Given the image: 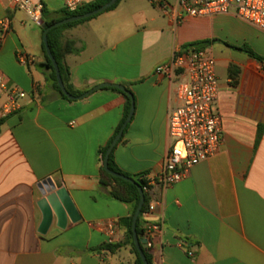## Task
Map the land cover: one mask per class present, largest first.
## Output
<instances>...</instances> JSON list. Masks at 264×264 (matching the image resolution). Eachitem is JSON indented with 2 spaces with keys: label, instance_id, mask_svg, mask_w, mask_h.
<instances>
[{
  "label": "crops",
  "instance_id": "1",
  "mask_svg": "<svg viewBox=\"0 0 264 264\" xmlns=\"http://www.w3.org/2000/svg\"><path fill=\"white\" fill-rule=\"evenodd\" d=\"M41 1L46 23L62 0ZM115 14L107 11L66 29L60 41L73 49L64 65L74 91L109 83L132 94L133 115L113 152L117 167L130 175L158 173L169 147L168 115L179 103L176 82L155 68L176 48L215 41L206 49L219 84L221 146L183 181L156 191L162 206L143 218L161 227L147 249L151 264H264V62L235 49L248 46L264 58V31L233 12L176 24L155 9L133 19L132 27ZM3 18L11 26L0 44V77L25 98L0 126V264H134L119 224L129 207L99 184L98 151L121 123L124 96L102 88L80 100L60 99L42 67L41 27L0 0ZM228 22L237 33L215 50L218 28ZM18 54L33 61L22 65ZM47 179L65 189L79 220L67 218L61 228L54 217L42 234L37 203ZM107 223L114 224L110 245L119 247L91 252L109 245L101 228Z\"/></svg>",
  "mask_w": 264,
  "mask_h": 264
},
{
  "label": "built area",
  "instance_id": "2",
  "mask_svg": "<svg viewBox=\"0 0 264 264\" xmlns=\"http://www.w3.org/2000/svg\"><path fill=\"white\" fill-rule=\"evenodd\" d=\"M15 11L23 13L31 23L42 19L41 0H1ZM96 0H62V9L73 13ZM163 16L176 24L188 18H211L233 12L244 23L264 31V0H147ZM10 20H0V44L10 30ZM18 63L26 65L33 58L18 54ZM155 73L176 82L178 105L168 115V151L156 174L145 176L142 188L149 201L143 218L162 206L156 191H165L187 178L190 170L200 162L214 157L221 146V119L216 109L218 79L215 60L206 48L173 50L171 58L159 64ZM25 93L0 77V118L17 114ZM100 227V226H99ZM112 242L114 224L101 228ZM161 231L160 225L143 220V239L146 249L152 247V238ZM182 247V245H181ZM189 257L193 254L187 252Z\"/></svg>",
  "mask_w": 264,
  "mask_h": 264
},
{
  "label": "trees",
  "instance_id": "3",
  "mask_svg": "<svg viewBox=\"0 0 264 264\" xmlns=\"http://www.w3.org/2000/svg\"><path fill=\"white\" fill-rule=\"evenodd\" d=\"M109 1L110 0H96V1L90 2V3L80 7L77 11H75L73 13H69V12H66V11L61 9L60 11H58L56 13V17L52 20L47 21L46 24L50 25L52 23H55V22L76 16V15H81V14L93 11L95 9H98L102 5L108 3ZM118 2H119V0H117L116 3L112 7H110L107 11H110L113 8H115L116 5L118 4ZM107 11H105V12H107ZM45 14H46V9L44 7L41 20H43ZM92 18H94V17H92ZM92 18L60 26L58 28L51 30L47 34L48 45L50 47V50H51V53H52L54 59L56 60V62L58 64L60 76H61L62 82L64 84V87H65L66 91L71 96H74V97L81 95L82 92L74 91L72 89V87L69 85V71H68L67 67L64 65V56L68 53H71L73 51V49L71 48V43L70 44L61 43L60 34L64 28H67V27L73 26V25H77L79 23L85 22V21L90 20ZM40 30H41V32H43L42 28H40ZM212 42H215V41L214 40H212V41H200V42L198 41L197 43L195 42V44L188 43V44L183 45L181 47V49L183 51H185L188 49L206 48ZM235 49L243 52L248 57H250V58H252L258 62H264V58L257 56L255 53H253L251 51V49L248 46H243V47L235 48ZM42 50H43V56H44V63L42 65V67H43L44 72H45L46 81H47L49 87L51 88V90L54 93H56V95L60 99L67 101V98L61 93L60 89L58 88L55 73H54V70L52 67V63H51L50 59L47 57L45 50H44V47ZM111 90L123 95L126 102H125V106H124V110H123V117H122L121 123L116 128L115 132L113 133L112 137L107 142V144L104 147L100 148L98 151V154L100 157V163H101V166L99 167V184L102 187L109 188V190H110L109 191V197L111 199L118 201L120 203H123L129 207V215L125 218L119 219V224L123 228V230L125 231V245L129 246L131 253L135 257L134 264H142V261H141L139 255L135 249V246L133 244L132 232H131L132 217H133L134 212H135V210L138 206V203H139L138 189H137L135 184H131V183L125 182L121 179L114 178L111 175L107 174L102 168V162H103L104 156L106 154L107 148L109 147L110 143L112 142V140L114 139V137L118 133L119 129L121 128L122 124L124 123L125 119L128 116V113L130 111V100L128 99V97H126L121 91H118L116 89H111ZM3 122H4V119H0V126L3 124ZM125 130L123 131V133L125 132ZM120 141H121V139L119 140V142ZM114 149L112 150V152L108 158V168L114 173H118V174H121L125 177L132 179L135 183L140 185L141 188H143L146 185V180H145L146 175L145 174L130 175V174L122 172L117 167V165L114 161V156H113ZM148 201H149L148 197L145 196L144 205L142 207V210L140 212V215H139L137 223H136V234H137V237L139 239H143V214L146 211ZM118 247H119L118 245H110L109 244V245H104V246L100 247L99 249L91 250V252L100 251V250H107V251L113 252ZM144 255H145V258H146L148 264H151V257L149 255L147 249L144 250Z\"/></svg>",
  "mask_w": 264,
  "mask_h": 264
},
{
  "label": "water",
  "instance_id": "4",
  "mask_svg": "<svg viewBox=\"0 0 264 264\" xmlns=\"http://www.w3.org/2000/svg\"><path fill=\"white\" fill-rule=\"evenodd\" d=\"M117 0H110L108 3L102 5L98 9H95L93 11L81 14V15H76L55 23H52L50 25H47L43 20H41L38 25L43 29L42 32V43L43 47L45 50V53L47 57L50 59L52 63V67L55 73L56 77V82L58 85V88L60 89L61 93L68 99V100H80L88 96L89 94L100 90L102 88H112L116 89L118 91H121L128 99L130 100V111L128 113L127 118L125 119L124 123L122 124L121 128L119 129L118 133L110 143L109 147L107 148L106 154L104 156L103 162H102V168L103 170L111 175L114 178L121 179L125 182L135 184L137 189H138V194H139V203L138 206L134 212V215L132 217V222H131V232H132V240L133 244L135 246V249L142 261V264H148L145 255H144V250L146 249V240L145 239H139L136 234V223L138 220V217L140 215V212L142 210V207L144 205L145 201V196L142 191V188L140 185L135 183L132 179L125 177L121 174L114 173L108 168V158L109 155L111 154L112 150L115 148L119 140L121 139L123 135V131L126 127V125L130 122L131 117L133 115L134 111V101L132 94L122 85L119 84H109V83H104L97 85L93 87L91 90L83 93L82 95L78 97L71 96L65 89L64 84L62 82L61 76H60V71L58 64L56 60L54 59L50 47L48 45L47 41V34L60 26L69 24V23H74V22H79L82 20H86L92 17H95L101 13H104L107 11L110 7H112ZM40 193L42 196V199L37 203L38 208L41 211L42 214V223L40 226V233H44L45 230L50 226L53 218L55 217L57 220V225L61 228L64 227L66 219L69 218L72 223H75L79 220V218L76 215L75 209L73 205L71 204V201L69 200L68 194L65 191V189H56L54 184L51 182L50 179H47L46 181H43L40 185Z\"/></svg>",
  "mask_w": 264,
  "mask_h": 264
},
{
  "label": "rangeland",
  "instance_id": "5",
  "mask_svg": "<svg viewBox=\"0 0 264 264\" xmlns=\"http://www.w3.org/2000/svg\"><path fill=\"white\" fill-rule=\"evenodd\" d=\"M110 11H115L116 13L115 15L117 17L124 18V20H128L130 27H132L133 19L149 17L152 14V12H155V9L149 4L147 0H119L116 7ZM74 26L75 25L64 28L62 31H65L66 29H70ZM218 30H219L218 38L220 39H218V42L214 43V47L216 48L215 50H217V47H222L221 44H224L223 42L226 41L227 37L231 38L235 36L237 33L234 24L230 22L226 23L225 25H222L220 28H218ZM191 43L195 44V42H191Z\"/></svg>",
  "mask_w": 264,
  "mask_h": 264
}]
</instances>
